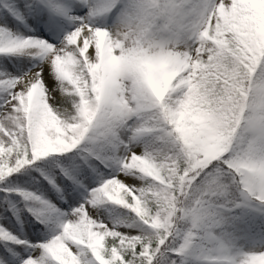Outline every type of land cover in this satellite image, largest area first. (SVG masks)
I'll return each instance as SVG.
<instances>
[{"label": "snow or ice", "instance_id": "snow-or-ice-1", "mask_svg": "<svg viewBox=\"0 0 264 264\" xmlns=\"http://www.w3.org/2000/svg\"><path fill=\"white\" fill-rule=\"evenodd\" d=\"M0 264H264V0H0Z\"/></svg>", "mask_w": 264, "mask_h": 264}]
</instances>
